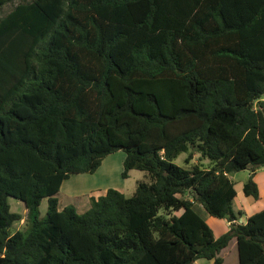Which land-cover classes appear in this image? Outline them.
<instances>
[{
	"label": "trees",
	"instance_id": "trees-1",
	"mask_svg": "<svg viewBox=\"0 0 264 264\" xmlns=\"http://www.w3.org/2000/svg\"><path fill=\"white\" fill-rule=\"evenodd\" d=\"M118 150L121 176L147 181L59 207L64 179ZM261 166L264 0H27L0 16V264H222L233 238L238 264H264V207L239 222L230 177L251 167L258 200Z\"/></svg>",
	"mask_w": 264,
	"mask_h": 264
},
{
	"label": "rangeland",
	"instance_id": "rangeland-1",
	"mask_svg": "<svg viewBox=\"0 0 264 264\" xmlns=\"http://www.w3.org/2000/svg\"><path fill=\"white\" fill-rule=\"evenodd\" d=\"M27 0H13L5 3L0 7V16L6 14L18 2ZM191 162L206 164L207 159H199V153L191 149ZM124 152L122 150L115 151L105 156L100 166L93 173L71 174L63 180L60 190L57 193L59 207L62 205L71 204L79 213L85 211V207L89 205L91 197H98L102 195L107 188H114L121 191L125 196L132 195L138 181L148 180L147 173L139 169H131L128 176L123 178L121 172L123 170ZM187 153L181 152L174 159L173 162L179 166H188L185 163ZM251 167L235 171L230 174L234 182L236 196L233 200V207L236 211L240 210L241 214L238 216V221L242 222L245 216L264 207V166L258 167L255 170L254 179L258 185L259 199L254 200L251 196H244L243 183L251 175ZM185 195H189L186 193ZM8 203L12 211L18 212L22 219L13 224L11 231L16 229H24L26 227V208L22 201L8 197ZM88 207V208H89ZM87 208V209H88ZM195 210L202 216V218L212 228L215 236L223 233L228 226L225 219H217L210 217L202 207L195 203ZM47 209V200L43 198L38 206L39 216L43 217ZM178 213V212H177ZM219 255L223 258L222 264H238L236 241L231 239L226 248L222 249ZM193 264H212V260L199 258Z\"/></svg>",
	"mask_w": 264,
	"mask_h": 264
},
{
	"label": "crops",
	"instance_id": "crops-1",
	"mask_svg": "<svg viewBox=\"0 0 264 264\" xmlns=\"http://www.w3.org/2000/svg\"><path fill=\"white\" fill-rule=\"evenodd\" d=\"M67 205H71V204H67ZM63 206H65V205H62L60 208H62ZM88 207H89V205L85 207V210H87Z\"/></svg>",
	"mask_w": 264,
	"mask_h": 264
}]
</instances>
